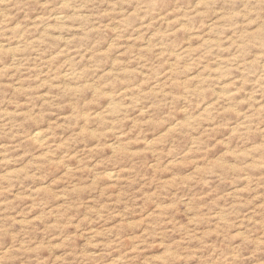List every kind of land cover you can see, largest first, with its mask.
Returning <instances> with one entry per match:
<instances>
[{"label":"rangeland","instance_id":"374dc122","mask_svg":"<svg viewBox=\"0 0 264 264\" xmlns=\"http://www.w3.org/2000/svg\"><path fill=\"white\" fill-rule=\"evenodd\" d=\"M0 264H264V0H0Z\"/></svg>","mask_w":264,"mask_h":264},{"label":"bare ground","instance_id":"6f19581e","mask_svg":"<svg viewBox=\"0 0 264 264\" xmlns=\"http://www.w3.org/2000/svg\"><path fill=\"white\" fill-rule=\"evenodd\" d=\"M260 33V32H259ZM37 136H39V135H37ZM41 136V135H40ZM37 138V137H36ZM45 139V138H44ZM41 142V141H40Z\"/></svg>","mask_w":264,"mask_h":264}]
</instances>
